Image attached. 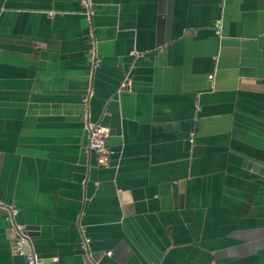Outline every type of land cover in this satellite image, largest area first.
<instances>
[{
  "label": "crops",
  "instance_id": "obj_1",
  "mask_svg": "<svg viewBox=\"0 0 264 264\" xmlns=\"http://www.w3.org/2000/svg\"><path fill=\"white\" fill-rule=\"evenodd\" d=\"M90 6L0 0V264H264V0Z\"/></svg>",
  "mask_w": 264,
  "mask_h": 264
},
{
  "label": "built area",
  "instance_id": "obj_2",
  "mask_svg": "<svg viewBox=\"0 0 264 264\" xmlns=\"http://www.w3.org/2000/svg\"><path fill=\"white\" fill-rule=\"evenodd\" d=\"M83 7L87 10V14H90L91 6L90 0H81ZM94 61V58H92ZM213 76H209L212 79ZM128 84L123 83L122 88H127ZM85 129L89 134L88 149L96 152L99 155L101 164H107L109 162L111 150L107 145V140L111 135L109 128L101 126L100 124L91 123L88 115L84 116ZM2 206L0 202V207ZM9 220L13 222L14 216L17 211L9 209ZM13 234L16 236V253L26 259L27 264H44L38 255L34 252L32 242L27 235V230L24 226L17 225L13 222Z\"/></svg>",
  "mask_w": 264,
  "mask_h": 264
},
{
  "label": "water",
  "instance_id": "obj_3",
  "mask_svg": "<svg viewBox=\"0 0 264 264\" xmlns=\"http://www.w3.org/2000/svg\"><path fill=\"white\" fill-rule=\"evenodd\" d=\"M33 229H34V228H26L27 233H29V232H28L29 230H33ZM28 235L30 236L31 233L28 234ZM84 260H85L86 264H92V262L90 261V259H89L88 257H85Z\"/></svg>",
  "mask_w": 264,
  "mask_h": 264
}]
</instances>
